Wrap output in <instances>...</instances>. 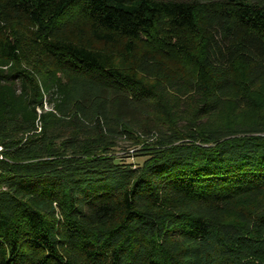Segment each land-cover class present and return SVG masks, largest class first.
Segmentation results:
<instances>
[{
    "label": "trees",
    "instance_id": "16d2710c",
    "mask_svg": "<svg viewBox=\"0 0 264 264\" xmlns=\"http://www.w3.org/2000/svg\"><path fill=\"white\" fill-rule=\"evenodd\" d=\"M261 88L264 0H0V264H264Z\"/></svg>",
    "mask_w": 264,
    "mask_h": 264
},
{
    "label": "rangeland",
    "instance_id": "374dc122",
    "mask_svg": "<svg viewBox=\"0 0 264 264\" xmlns=\"http://www.w3.org/2000/svg\"><path fill=\"white\" fill-rule=\"evenodd\" d=\"M237 75L240 76L238 72H237ZM243 88H244V86L241 85V84L239 86L235 85L234 86L233 95H241V94H243L244 93V89ZM253 90L251 91L250 96L253 95V94H255V95H257V94L264 95V88H261L259 90L257 89V91L254 90L255 92ZM127 146H128L127 144H125L123 142H120L118 149H116L117 150L116 151V155L122 157V160L124 162L132 163V164H140L142 159L134 157L133 156V154H134L133 151L134 150H132L130 147H127Z\"/></svg>",
    "mask_w": 264,
    "mask_h": 264
}]
</instances>
